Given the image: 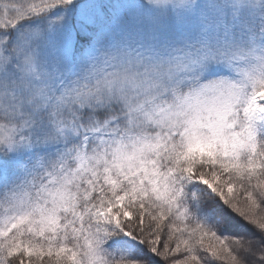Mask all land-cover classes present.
<instances>
[{"label":"snow or ice","instance_id":"6c2138e0","mask_svg":"<svg viewBox=\"0 0 264 264\" xmlns=\"http://www.w3.org/2000/svg\"><path fill=\"white\" fill-rule=\"evenodd\" d=\"M0 264H264V0H0Z\"/></svg>","mask_w":264,"mask_h":264}]
</instances>
